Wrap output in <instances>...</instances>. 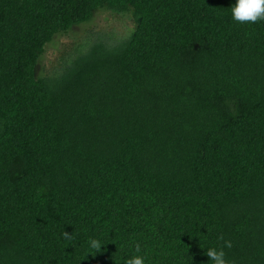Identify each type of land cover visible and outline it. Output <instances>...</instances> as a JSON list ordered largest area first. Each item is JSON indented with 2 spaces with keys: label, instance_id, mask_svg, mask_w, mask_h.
<instances>
[{
  "label": "trees",
  "instance_id": "obj_1",
  "mask_svg": "<svg viewBox=\"0 0 264 264\" xmlns=\"http://www.w3.org/2000/svg\"><path fill=\"white\" fill-rule=\"evenodd\" d=\"M236 3L0 0V264H264V21ZM101 10L130 36L42 74Z\"/></svg>",
  "mask_w": 264,
  "mask_h": 264
},
{
  "label": "rangeland",
  "instance_id": "obj_2",
  "mask_svg": "<svg viewBox=\"0 0 264 264\" xmlns=\"http://www.w3.org/2000/svg\"><path fill=\"white\" fill-rule=\"evenodd\" d=\"M134 27L129 14L101 10L91 22L55 38L42 57L41 73L51 75L59 72L66 62L87 51L98 41L115 45L128 38Z\"/></svg>",
  "mask_w": 264,
  "mask_h": 264
},
{
  "label": "clouds",
  "instance_id": "obj_3",
  "mask_svg": "<svg viewBox=\"0 0 264 264\" xmlns=\"http://www.w3.org/2000/svg\"><path fill=\"white\" fill-rule=\"evenodd\" d=\"M231 13L232 19L240 24H256L264 21V0H237L236 5L231 8ZM64 236L66 239L71 238L70 234L67 232L64 233ZM224 246L230 248L232 245L231 242H226ZM90 247L99 253L101 252L102 242L98 239H92L90 241ZM135 251L137 253L141 251V246L139 244H136ZM206 255L214 264H228L225 259L226 253L223 248L207 249ZM127 264H145V261L142 256L136 255L128 259Z\"/></svg>",
  "mask_w": 264,
  "mask_h": 264
}]
</instances>
